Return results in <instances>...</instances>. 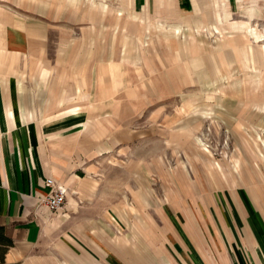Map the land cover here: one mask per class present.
Here are the masks:
<instances>
[{"label":"rangeland","instance_id":"1","mask_svg":"<svg viewBox=\"0 0 264 264\" xmlns=\"http://www.w3.org/2000/svg\"><path fill=\"white\" fill-rule=\"evenodd\" d=\"M141 9L128 14L120 9L117 27L67 29L66 35L92 41L67 45L65 52L81 48L79 58L88 59L81 76L72 66L76 73L69 77L62 65L67 63L55 59L63 46L53 40L47 53L35 58L5 48V25L12 23L14 9L0 1V85L10 84L13 96L16 85L23 98L33 94L44 105L38 106L43 118L71 112V107H53L54 102L64 103L70 95L81 100L71 105L81 107L71 110L80 108L90 120L88 130L73 127L66 133L73 136L71 146L79 144L74 160L85 171L82 194L103 200L89 215L94 226L89 229L112 228L122 239L137 228H163L169 214L181 225L187 218L176 206L183 213L198 209L197 196L218 202L231 186L254 191L264 181V63L259 59L264 19L250 22L256 36L263 34L256 39L239 24L232 28L228 14L207 18V27H192L179 22L201 20L192 11L171 22L147 17ZM62 33L51 28L52 37ZM244 85L248 96L242 99ZM32 86L39 91L27 92ZM54 255L55 264H64Z\"/></svg>","mask_w":264,"mask_h":264},{"label":"crops","instance_id":"2","mask_svg":"<svg viewBox=\"0 0 264 264\" xmlns=\"http://www.w3.org/2000/svg\"><path fill=\"white\" fill-rule=\"evenodd\" d=\"M0 1L11 3L14 9L12 23L5 25V48L13 54L35 58L36 54H43L42 50L47 53L53 40L63 46L55 59L67 63L62 65L69 77L76 73L72 66L77 67L81 76L88 59L87 55L79 58L81 48L77 53L65 52L67 45L92 41L86 36L66 35L65 31L70 27H117L119 16H123L120 9L128 14L142 7L147 17L171 22L192 11L201 20L179 21L188 22L192 27H207L210 25L206 24L207 18L221 19L228 14L227 21L232 28L239 24L246 33L251 30V34L254 32L250 22L264 19V0ZM231 13L248 19L234 20ZM51 28L63 33L52 37ZM254 35L256 39L263 36ZM259 59L264 63V53L259 54ZM78 88L85 90L81 80ZM26 91L32 94L39 89L32 86ZM247 91V86H242L239 97L245 99ZM32 95L23 98L16 85L13 96L10 84L6 88L0 85V225L5 226L7 235L14 241L6 254L7 263L55 264L52 259H56L54 254L58 256V252L64 264H264L263 180L257 181L259 187L254 191L247 186H231L224 196H218V202L210 196H197L198 209L191 207V212L184 209L183 213L177 205L182 218H187L181 225L169 214L164 216L169 222L165 221L163 228H137L126 233L125 239L112 228L89 229L90 225L94 227L91 222L88 224V218L93 219L89 215L94 216L95 206L103 200L82 194L85 180L82 172L85 171L74 160L79 144L71 146L69 140L73 136L66 132L73 127L88 130L90 120L86 121L80 108L71 110L81 107L71 106L81 102H76V95L53 105L71 107V112L49 118L40 116L41 102ZM55 123L58 128L53 126ZM48 178L66 189V204L56 213L40 203V196L50 191L45 185ZM227 182L230 181L224 180L223 184ZM91 236L98 237L100 242ZM41 251L46 254H40Z\"/></svg>","mask_w":264,"mask_h":264},{"label":"built area","instance_id":"3","mask_svg":"<svg viewBox=\"0 0 264 264\" xmlns=\"http://www.w3.org/2000/svg\"><path fill=\"white\" fill-rule=\"evenodd\" d=\"M45 185L50 191L40 196V203L54 213L62 210L66 204V189L53 178H48Z\"/></svg>","mask_w":264,"mask_h":264},{"label":"trees","instance_id":"4","mask_svg":"<svg viewBox=\"0 0 264 264\" xmlns=\"http://www.w3.org/2000/svg\"><path fill=\"white\" fill-rule=\"evenodd\" d=\"M13 246L14 241L7 235L5 226L0 225V264L6 262V254Z\"/></svg>","mask_w":264,"mask_h":264},{"label":"bare ground","instance_id":"5","mask_svg":"<svg viewBox=\"0 0 264 264\" xmlns=\"http://www.w3.org/2000/svg\"><path fill=\"white\" fill-rule=\"evenodd\" d=\"M261 41V40H260Z\"/></svg>","mask_w":264,"mask_h":264}]
</instances>
